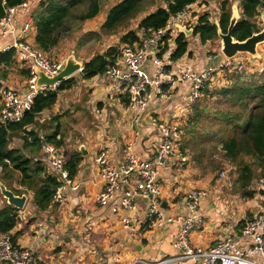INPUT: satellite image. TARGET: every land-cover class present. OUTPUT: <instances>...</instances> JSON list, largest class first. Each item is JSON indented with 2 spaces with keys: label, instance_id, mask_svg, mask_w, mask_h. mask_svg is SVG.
Returning <instances> with one entry per match:
<instances>
[{
  "label": "crops",
  "instance_id": "crops-1",
  "mask_svg": "<svg viewBox=\"0 0 264 264\" xmlns=\"http://www.w3.org/2000/svg\"><path fill=\"white\" fill-rule=\"evenodd\" d=\"M38 1L28 0L26 7L18 8L15 18V25L18 29L26 16L32 13ZM221 2L222 0H195L190 5L193 15L196 16L192 26L197 23L199 15L204 13L208 15L210 22L219 25ZM228 2L230 15L235 6L240 19L241 0H228ZM108 10L103 13L101 10L91 18H97L92 26H88V20L91 19L85 21L81 26L82 32L86 33L89 30L99 32ZM144 15L145 13L141 17ZM263 15L264 5L259 7L255 18L260 29ZM123 33L125 32H121L120 35ZM35 34L36 29L32 20V28L27 35L26 42L34 47ZM138 35L141 37L140 31ZM21 37L19 36L18 39L20 40ZM185 37L187 51L174 60V66L169 69L174 71L177 66H188L192 70L199 71L209 65L208 50L205 47L211 40L202 43L199 37L193 36L192 33ZM14 38L15 36L0 38V50L6 44L11 43ZM67 38L45 54L57 52ZM174 39L175 37L167 39L168 47L163 52L165 57H169L175 49ZM122 45L124 43L120 41L117 43L118 47ZM258 50L261 56L258 59L262 60L264 49L259 46ZM64 54L57 55V60L50 59L64 63L66 59ZM16 60L19 64L8 70L4 84L15 89L18 94L25 95L29 77L23 76L21 70L27 61L21 60L17 54ZM115 64H121L119 58L116 59ZM25 67H28V64ZM145 67L148 73H151L154 68L151 61H148ZM80 72L70 76L72 78L70 86L59 91L52 108L40 113L35 124L28 127V130L33 128L43 138L58 126L57 138L62 136L63 144L57 148L64 159L66 160L72 154L80 156L77 171L72 177L70 176L78 188L76 190L67 188L66 200L62 204L51 200L46 209L39 210L33 204V191L17 183L20 173L16 172L14 179L8 180L9 184L7 181H2L10 190H19V193L14 191L15 194H26L27 196L24 209L18 211V220L10 230L11 236L14 237L16 244L32 250L39 264H129L137 258L151 261L176 254L173 242L178 225L175 222H166L160 228H147L139 233L140 236L133 237L122 224L124 218H132L130 211L120 208L117 212H111L109 206H100L95 201V196L102 190V183L98 177L94 158L99 149L106 148L109 151L111 162L118 163L121 160V150L124 145L133 142L134 152L138 157L152 160L155 157L154 143L158 141L160 132L151 122V118L160 121L172 119L180 126L186 124V127L192 117L193 104L187 102L186 99L187 82H179L171 88L165 86L164 90L170 93L169 98L152 99L144 111L135 114L129 107L125 93L111 92L110 83L104 74L83 78ZM227 80L226 72L223 70L215 74L210 84H226ZM134 118L136 120L132 123ZM230 135L231 133L228 136ZM179 143L178 152L180 154L167 160L163 166L158 168L159 183L162 186L160 200L163 213L175 218H185L191 215L185 201L186 192L195 187L205 189L208 191L207 196L201 200L195 214L191 215L200 216L203 219L202 225L192 229L189 233L191 244L209 248L219 239L231 236L242 247L249 239L242 236L241 228L245 219L255 216L262 207L263 190L253 178L249 186L252 195L244 197L235 185L236 166L232 167V183H224L222 177H215L212 180L198 169L187 148L182 147L185 144L184 136ZM21 144L22 140L17 137L10 142L12 147H21ZM43 147L44 145L33 156L43 161V165H47L44 174L52 175L45 161ZM180 156H185L186 160L182 167H177L176 162ZM5 204L7 202L3 197V205L0 209ZM137 208L141 213H145L147 206L145 202L139 200Z\"/></svg>",
  "mask_w": 264,
  "mask_h": 264
},
{
  "label": "built area",
  "instance_id": "built-area-1",
  "mask_svg": "<svg viewBox=\"0 0 264 264\" xmlns=\"http://www.w3.org/2000/svg\"><path fill=\"white\" fill-rule=\"evenodd\" d=\"M26 5L27 2H24L7 8L5 15L0 19V38L15 36L11 43L6 44L0 51L15 48L17 56L27 61L30 67L25 95H20L15 89L0 84V116L3 120H18L24 109L31 106L37 92L46 88L36 89L37 76L33 66L39 67L48 75H54L64 64L51 60L44 52L26 42L32 28L31 14L26 16L19 29L15 25L18 8ZM194 18L196 16L188 5L171 16L164 27L141 33L139 43L134 46L124 44L120 47L117 58L120 59L121 64L111 65L103 73L110 83L111 92L125 93L129 107L135 114L144 111L152 99L169 98L170 93L164 90L165 86L171 88L179 82H187L186 99L187 102L192 103L202 96L204 87L213 81L219 71L242 68L249 70L244 66L246 63L264 66V58L260 60L252 58L247 53H239L232 58L222 54L213 57L208 55L210 64L199 71L192 70L188 66H177L174 71L170 70L169 67L174 66V61L168 56L165 57L163 53L160 54L164 44L163 39L166 34L169 38L176 37L180 33L178 25L192 28ZM19 36H22L20 40ZM148 61L154 66L151 73L146 71L145 66ZM257 70L264 72V67H257ZM135 120L136 118L132 123ZM172 121V119L160 121L151 118V122L160 132L158 141L154 143L155 157L152 160L138 157L134 152L133 142L124 145L118 163L111 162L106 148L99 149L94 158L98 177L102 183V190L95 196V201L100 206H109L111 212H117L120 208L130 211L132 218H124L122 224L130 231L131 236H140L139 233L145 229L160 228L166 222H175L178 225L173 242L176 254L151 261L137 258L129 264H264V201L258 213L251 219H245L243 223L241 234L249 241L242 247L231 236L219 239L209 248L191 244L190 231L203 223L200 216L191 215L195 214L201 200L207 196L208 191L205 189L195 187L186 192L185 201L191 215L175 218L163 213L160 200L162 186L159 183L158 168L180 154L178 144L182 135L180 125L177 121ZM43 152L50 171L59 180L58 186L53 191L52 200L62 204L66 200V189L76 190L78 185L73 183L65 168L66 161L54 144L45 143ZM185 160V156H180L176 162L177 167H182ZM257 184L264 192V175L258 178ZM139 200L145 202L147 206L145 213H141L137 208ZM0 264H39V262L32 250L13 242L10 232H0Z\"/></svg>",
  "mask_w": 264,
  "mask_h": 264
},
{
  "label": "trees",
  "instance_id": "trees-1",
  "mask_svg": "<svg viewBox=\"0 0 264 264\" xmlns=\"http://www.w3.org/2000/svg\"><path fill=\"white\" fill-rule=\"evenodd\" d=\"M27 1L0 0V19L5 15L7 8ZM103 1L105 0H39L31 13L36 29L35 47L44 53L51 51L64 38L79 30L86 20L95 17L102 10ZM194 2L195 0H165L164 5L146 12L138 21L136 29L127 30L120 36L119 41L134 46V43L140 41L139 31L144 33L164 27L171 16ZM228 3V0H222L220 3L219 27L223 32L226 31L230 19ZM148 5L147 0H120L109 8L100 26V31L89 32L86 35H100L101 32L106 36L116 34L119 28L125 26L139 13L144 12ZM263 5L264 0H241V18L232 29V36L235 39L243 40L260 30L255 18L259 7ZM192 34L197 35L202 43L213 41L217 39V27L204 13L199 15L197 23L193 26ZM168 38L169 35L166 34L160 54L166 51ZM174 41L176 47L169 55L173 61L187 51V41L183 33H178ZM118 55L117 45H111L103 52L94 54L83 62L81 76L90 78L103 74L109 66L116 63ZM17 64L19 62L16 60L15 48L0 51L1 85L7 86L4 80L8 70ZM25 65L22 66L21 71L23 76L29 77L30 67H25ZM232 71L227 72L226 84L211 85L209 83L202 90V96L190 103L193 104L192 117L186 127V124L180 126L181 138L182 136L185 138L186 133L194 131L192 124L198 126L202 119H210L209 117L224 119L225 127H232L235 134L219 140L221 150L226 158L235 162L237 170L235 185L244 197H249L252 195L249 186L254 176L264 175V72H251L246 68ZM71 82L72 78L69 77L61 80L55 88L46 87L39 90L31 106L24 109L18 120L0 119V179L1 181L12 180L16 172L20 173L17 183L33 191V204L39 210H44L50 205L53 191L58 186L59 180L56 175L44 174L47 165H43L40 159L34 158L33 154L48 142L59 147L63 144V139L62 136L57 138L58 126L43 138L33 128L28 130V127L35 124L40 113L52 108L59 91L67 89ZM206 97L211 99L214 97L223 105L224 103L227 105L223 107V110L218 109L212 114L208 108L209 105H206ZM125 101L127 102V99ZM203 125L207 127L206 124ZM212 126L214 125L209 126L208 129L202 128V131L195 130L193 133L199 134L202 139L206 140L209 134L217 137L218 132L214 131ZM14 137L22 140L21 147L10 145ZM182 147L185 148V146ZM79 160L78 154H72L65 160V168L69 176L72 177L76 173ZM14 191L19 193V190ZM18 211L19 209L9 204H5L0 209V232H10L18 220ZM11 238L15 242L14 237L11 236Z\"/></svg>",
  "mask_w": 264,
  "mask_h": 264
},
{
  "label": "rangeland",
  "instance_id": "rangeland-1",
  "mask_svg": "<svg viewBox=\"0 0 264 264\" xmlns=\"http://www.w3.org/2000/svg\"><path fill=\"white\" fill-rule=\"evenodd\" d=\"M120 0H105L102 3V12L109 9L112 5L117 3ZM149 2L148 7L146 10L142 13H139L135 18L131 19L125 26L118 29V33H116L114 36H106L103 32L100 35H86V33L93 32L91 30L86 31V33L82 32V28L75 31V33H72L68 38L63 42V45L57 50V52H50L51 54H47L49 58H53L57 60V55L65 53L63 56L67 58L69 55V52L71 50L74 51V57L76 61H80L82 64L85 60L89 59L88 57L90 55L96 54L98 52L104 51L106 48H108L111 45H117L119 42L120 34L121 32H126L130 29H135L138 21L140 20L141 15L148 11L154 10L156 7L160 5L165 4V0H147ZM201 12V11H200ZM100 13V14H101ZM195 19V18H194ZM97 18L88 20V26H92L93 21H96ZM87 21V20H86ZM85 23V22H84ZM83 26V24H82ZM100 31V30H99ZM195 36L194 34H192ZM99 36H102L103 38H99ZM219 43V38L215 39ZM213 40L210 41V43L205 47V49L208 50L207 55L210 56H218V54H222L220 51V43L219 46H217V42ZM261 49H264L263 43L260 44ZM120 49V47H119ZM76 53V54H75ZM87 58V59H86ZM244 66H247L250 71L257 72L258 68H263V65H254L253 63H246ZM226 77L228 76L227 72H233V71H226ZM207 99H211L209 97H206ZM205 100L207 103L206 105H209L208 108L210 111H212V114L215 113L216 110H223L224 106L227 104L224 103L223 105L220 101L215 100L213 97L211 100ZM221 108V109H220ZM231 114H234V112H230ZM214 116V115H212ZM210 119L201 120V123L192 124V128L198 131H202L201 129H208L209 126L214 124L212 126V129L214 131L218 132V136L214 137V135L209 134L206 139H202L199 134L193 133L194 131L188 132L185 135L184 138V145L185 148H187L188 153L191 154V158L194 160L195 165H197L198 169L202 171L203 174L209 176L212 178V180L215 179V177L224 178V183H232V175H233V166L235 165V162L229 160L224 156V153L221 150V145L219 140L226 139L230 133L231 135L235 134V130L228 126V128L225 127V121L224 119H220L217 117H209ZM206 124L207 127H203ZM202 126V127H201ZM230 128V129H229ZM230 135V136H231ZM178 144V149H179ZM260 177V176H259ZM258 176H254V182L257 181ZM7 184H9V181H7ZM3 205V197L0 195V207ZM24 209V208H23ZM22 209V210H23ZM253 217H250L251 219ZM247 219V218H246Z\"/></svg>",
  "mask_w": 264,
  "mask_h": 264
},
{
  "label": "water",
  "instance_id": "water-1",
  "mask_svg": "<svg viewBox=\"0 0 264 264\" xmlns=\"http://www.w3.org/2000/svg\"><path fill=\"white\" fill-rule=\"evenodd\" d=\"M239 19L238 11L236 7H233L232 14L230 15L229 24L225 32H223L219 25L217 27V37L219 38L220 51L223 56L232 58L239 53H247L252 58H260L258 47L264 43V15L262 17V27L259 31L252 33L250 36L243 40L235 39L232 36V29ZM180 33L185 36L193 33V28H187L185 25H178ZM83 64L80 61H76L74 57V51L71 50L69 55L64 61L62 68L54 75H48L43 72L39 67L33 66V70L37 76L35 87L40 89L42 87H56L61 80L67 79L74 73L81 71ZM83 152V149H81ZM0 194L6 199L7 204L21 210L24 208L27 201L26 194H15L12 190L7 188L5 184L0 180Z\"/></svg>",
  "mask_w": 264,
  "mask_h": 264
}]
</instances>
